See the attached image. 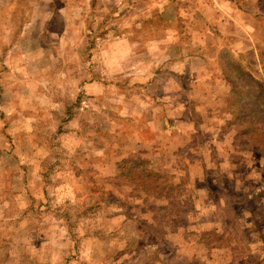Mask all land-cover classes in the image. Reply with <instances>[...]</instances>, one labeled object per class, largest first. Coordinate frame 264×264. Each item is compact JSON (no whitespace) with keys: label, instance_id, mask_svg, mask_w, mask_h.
<instances>
[{"label":"rangeland","instance_id":"1","mask_svg":"<svg viewBox=\"0 0 264 264\" xmlns=\"http://www.w3.org/2000/svg\"><path fill=\"white\" fill-rule=\"evenodd\" d=\"M252 100L264 0H0V264H264Z\"/></svg>","mask_w":264,"mask_h":264},{"label":"trees","instance_id":"2","mask_svg":"<svg viewBox=\"0 0 264 264\" xmlns=\"http://www.w3.org/2000/svg\"><path fill=\"white\" fill-rule=\"evenodd\" d=\"M250 107H252L254 118L257 119H242V126H244V129L241 128L240 136L250 138V136L254 135L264 144V113L263 111H259V109L264 108H260L256 100L251 101Z\"/></svg>","mask_w":264,"mask_h":264},{"label":"crops","instance_id":"3","mask_svg":"<svg viewBox=\"0 0 264 264\" xmlns=\"http://www.w3.org/2000/svg\"><path fill=\"white\" fill-rule=\"evenodd\" d=\"M181 50V49H180ZM177 58H182V51L180 52V54L177 56ZM179 62H181V61H179ZM170 70H172V69H170ZM171 72V71H170ZM96 80V79H95ZM83 85V87H81V91L83 92V91H86V92H90L89 94H94V93H96L95 95H93V98L94 97H99V99H100V101H99V103L100 102H102V101H104L105 99H106V95H107V86L106 85H102L101 84V86H98L97 84H96V82H91V83H86V84H82ZM94 92V93H93ZM92 97V96H91ZM88 112H89V114L91 113V111L90 110H87ZM86 115V114H85ZM75 116H77V118H78V114H74V115H71L70 117H69V119H74L75 118Z\"/></svg>","mask_w":264,"mask_h":264}]
</instances>
